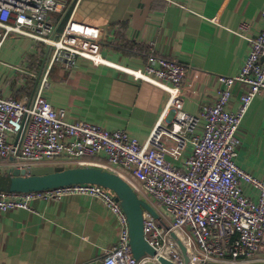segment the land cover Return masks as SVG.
<instances>
[{
  "label": "built area",
  "instance_id": "built-area-1",
  "mask_svg": "<svg viewBox=\"0 0 264 264\" xmlns=\"http://www.w3.org/2000/svg\"><path fill=\"white\" fill-rule=\"evenodd\" d=\"M59 0H0V48L12 34L47 46L48 56L37 75L33 95L21 102L0 91V162L10 171L25 164L76 163L96 166L122 177L139 198L158 206L164 218L143 210L145 241L157 255L182 264L177 233L190 252V264H250L264 260V173L254 178L235 163L241 122L254 98L264 91L263 26L248 38L249 50L239 71L218 77L214 103L193 115L173 109L170 123L165 113L180 96L186 66L161 58L149 46L144 68L112 63L100 53L68 45L67 24L54 33L48 15L64 10ZM80 58L106 66L157 87L168 99L163 114L148 139L140 143L123 130L108 131L85 121L69 122L64 110H55L44 97L52 68L72 67ZM235 85L244 88L237 109H228ZM203 121L201 134L197 128ZM188 145L189 155L184 157ZM103 156V159L97 157ZM167 157L169 160H167ZM179 163V164H176ZM64 167V166H62ZM258 192L257 201L243 193L242 184ZM99 200L116 219L118 240L105 252L103 264H145L155 257L136 260L129 244L127 217L111 191L93 184H76L44 191H0V213L31 210L33 201L49 202L64 196Z\"/></svg>",
  "mask_w": 264,
  "mask_h": 264
},
{
  "label": "crops",
  "instance_id": "crops-1",
  "mask_svg": "<svg viewBox=\"0 0 264 264\" xmlns=\"http://www.w3.org/2000/svg\"><path fill=\"white\" fill-rule=\"evenodd\" d=\"M59 1L66 8L48 18L56 35L70 24L65 39L68 45L100 53L102 58L131 69L144 68L148 55L140 52L152 45L155 55L186 66L180 96L165 113L166 123L171 122L173 109L198 116L211 106L220 87L218 77L239 71L248 54V38L257 36L263 26L264 0ZM124 43L134 44L139 52L127 54L121 50ZM47 56V46L42 43L15 34L6 38L0 48L3 95L28 102L36 85L31 75L39 74ZM243 91L234 86L230 111L237 109ZM44 97L55 110H64L69 122L123 130L140 143L148 139L168 99L151 84L80 58L70 68L61 64L52 68ZM202 126L200 121L198 134ZM238 139L236 165L260 179L264 173V91L246 112ZM190 151L188 145L184 157ZM9 163L0 162V173L10 171ZM242 189L257 201L254 188L243 183ZM147 204L165 222L158 206ZM118 236L115 217L97 199L72 195L49 202L36 200L30 211L0 213V264H103L106 250ZM250 264H264V260Z\"/></svg>",
  "mask_w": 264,
  "mask_h": 264
},
{
  "label": "water",
  "instance_id": "water-1",
  "mask_svg": "<svg viewBox=\"0 0 264 264\" xmlns=\"http://www.w3.org/2000/svg\"><path fill=\"white\" fill-rule=\"evenodd\" d=\"M76 184L98 185L115 194V199L119 202L128 220L129 244L136 260L148 256L155 257V259L145 264H176L164 256L157 255L156 251L145 241L143 210H147L154 217L156 214L119 175L96 166L15 168L6 173H0V191L5 192L44 191ZM170 237L179 249L182 264H190V252L184 241L175 232H172Z\"/></svg>",
  "mask_w": 264,
  "mask_h": 264
},
{
  "label": "trees",
  "instance_id": "trees-1",
  "mask_svg": "<svg viewBox=\"0 0 264 264\" xmlns=\"http://www.w3.org/2000/svg\"><path fill=\"white\" fill-rule=\"evenodd\" d=\"M124 27L125 26L123 25L122 28H124ZM121 50L125 51L129 55L137 54L139 52L138 47L135 46L134 44H130V43H124ZM140 54H142L144 57H146L148 55L147 49L144 50V48H143L142 51L140 52Z\"/></svg>",
  "mask_w": 264,
  "mask_h": 264
},
{
  "label": "rangeland",
  "instance_id": "rangeland-1",
  "mask_svg": "<svg viewBox=\"0 0 264 264\" xmlns=\"http://www.w3.org/2000/svg\"><path fill=\"white\" fill-rule=\"evenodd\" d=\"M0 32L2 33L3 31L2 30H0ZM167 160H169V158L167 157ZM36 164H38V163H36ZM55 165L56 166H64V167H66V168H70V167H75V166H71V165H77L76 163H70V164H66V163H55ZM87 166V165H86ZM1 173H4V171H2Z\"/></svg>",
  "mask_w": 264,
  "mask_h": 264
}]
</instances>
